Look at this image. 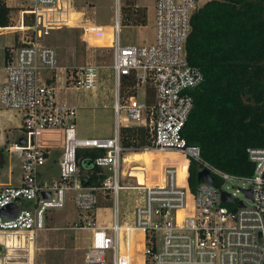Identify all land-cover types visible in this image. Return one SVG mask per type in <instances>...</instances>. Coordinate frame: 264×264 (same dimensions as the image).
I'll return each mask as SVG.
<instances>
[{
	"label": "built area",
	"instance_id": "built-area-1",
	"mask_svg": "<svg viewBox=\"0 0 264 264\" xmlns=\"http://www.w3.org/2000/svg\"><path fill=\"white\" fill-rule=\"evenodd\" d=\"M75 3L19 0L17 24L0 26L17 32L4 54L0 108L13 110L20 118V133L7 147L19 158L18 179L0 180V264H37L36 239L46 227L45 210L62 207L67 191L80 211L78 227L91 229L81 264H263L264 145L248 146L252 172L235 174L203 159L199 145L188 143L183 133L194 104L192 91L203 80L186 50L199 0H154V36L149 43L121 41L124 0H113L111 24L83 18ZM62 27H80L87 43L94 37L95 44L111 48L114 128L109 135H79L76 106L57 98L58 88L95 89L100 78V65H62L55 47L41 42L50 30ZM123 125L144 126L149 143L137 149L123 146ZM79 148L103 149L93 158L105 173L100 184H88V174L78 165ZM124 149L151 155L177 152L185 163L181 182L177 160L172 159L162 167L159 181L148 180L145 171L150 168L143 166L145 183H136L132 170L125 175L134 177L133 183H122ZM53 159L57 175L47 170ZM191 159L199 170L208 169L212 181L198 178L195 188H190ZM227 179L246 182L242 189H250V195L239 198L224 185ZM121 189L139 193L130 215L119 210ZM45 190L48 196L43 195ZM102 192L109 193L112 210L100 223L96 209L103 206L98 204ZM223 192L232 200L223 201ZM16 198L18 211L6 218L1 210ZM23 200L30 204L21 206ZM240 200L245 203L239 204ZM133 231L138 238L132 241ZM138 255L141 258L134 260Z\"/></svg>",
	"mask_w": 264,
	"mask_h": 264
},
{
	"label": "trees",
	"instance_id": "trees-1",
	"mask_svg": "<svg viewBox=\"0 0 264 264\" xmlns=\"http://www.w3.org/2000/svg\"><path fill=\"white\" fill-rule=\"evenodd\" d=\"M11 8L0 0V26L11 24ZM121 23L146 24V8L136 0H125ZM186 50L189 62L203 73L192 91L194 104L183 130L187 142L198 144L202 158L213 165L250 174L247 147L264 145V0L204 1L191 16ZM120 139L123 146L135 149L149 143L144 126H121ZM103 152L101 148L77 151L88 184H100L105 177L93 162ZM5 160L0 146V170ZM198 171L199 165L191 159V189L199 180Z\"/></svg>",
	"mask_w": 264,
	"mask_h": 264
},
{
	"label": "rangeland",
	"instance_id": "rangeland-1",
	"mask_svg": "<svg viewBox=\"0 0 264 264\" xmlns=\"http://www.w3.org/2000/svg\"><path fill=\"white\" fill-rule=\"evenodd\" d=\"M11 5L9 13L10 23L17 24L19 0H4ZM206 0H199V6ZM125 2V0H124ZM139 5H143L147 12L146 24H122L119 36L122 42L149 43L154 36V0H136ZM76 8L83 11V18H89L97 24H111L114 18L113 0H76ZM80 27H62L52 29L41 39V42L52 45L58 52V60L62 65L75 66L86 62H93L100 65V78L95 89H59V94L65 96L76 106V126L79 135H109L114 128V112L111 106L113 93V76L109 64L112 60L111 48L95 44L98 40L87 43L82 38ZM17 32L12 29L0 28V79L5 75L3 67L5 47L15 41ZM111 42L110 31L106 34ZM1 81V80H0ZM122 89V88H121ZM142 90H139L141 95ZM13 111V110H12ZM11 111V112H12ZM14 117L8 120L9 126L5 127V140L2 145L6 152V160L0 170V180L17 182L19 175V158L14 151L7 150V147L15 140L20 131L15 127L20 122L19 115L13 111ZM134 150L124 149L123 155L129 156L130 160L121 163L122 183H133L134 177H128L126 171L132 170L136 183L145 181L143 176V166L150 181H159L162 167L172 159L179 160L177 155L170 153H143ZM152 156V158H151ZM132 157V158H131ZM151 159V161H150ZM151 163H150V162ZM176 162V161H175ZM173 162V163H175ZM181 166L180 162H176ZM47 170L52 175H57V160L48 162ZM133 166V167H130ZM132 168V169H131ZM157 169V173L151 170ZM224 185H228L231 191H235L239 198L245 197L242 188L247 183L240 179H227ZM236 188H238L236 190ZM132 190V189H127ZM105 193V194H104ZM128 193V192H127ZM139 193L131 191L126 194L125 189L119 192V210L124 209L127 195L137 196ZM105 195V196H103ZM130 202V201H129ZM109 203L110 196L107 192L100 193L99 205ZM132 203V202H131ZM30 201L23 200L21 206H28ZM79 209L72 199V192L67 191L64 205L59 208H47L45 210L46 227L38 231L37 237L42 239L37 243V264H79L82 261L83 245L90 243L91 229L78 227ZM138 238L137 231L131 233V240ZM72 239V242L71 240ZM123 242V241H122ZM134 256V260H139Z\"/></svg>",
	"mask_w": 264,
	"mask_h": 264
},
{
	"label": "crops",
	"instance_id": "crops-1",
	"mask_svg": "<svg viewBox=\"0 0 264 264\" xmlns=\"http://www.w3.org/2000/svg\"><path fill=\"white\" fill-rule=\"evenodd\" d=\"M7 3V2H6ZM9 5V3H7ZM148 18V16H147ZM5 76V75H4ZM4 76L2 77V79H0V84L1 82L3 81L4 79ZM59 89H62V88H58ZM63 89H75L73 87H67V88H63ZM57 98L60 102H65L67 104H70V105H74L72 103V101H69V99H67L65 96L59 94V92H57ZM12 110H8V109H2L0 108V145L3 144L4 140H5V127L9 126L10 124H8V120H12V118L14 117V114L11 112ZM15 127H17V129H19V123H17L15 125ZM20 131V130H19ZM123 177V176H122ZM126 190V194H128L129 192H131L132 190ZM128 192V193H127ZM134 197L135 195H127V198H126V202H125V207L122 211H125V212H128V214L130 215L131 214V211L133 209V206H134ZM130 201V202H129ZM132 202V203H131ZM96 213H97V221L101 223V221L104 219L105 221L108 220L109 216H110V213H111V210H112V206L111 205H106V206H98L97 209H96ZM71 242H72V239H70ZM42 239H40L39 237H37L36 239V245L37 243L41 242ZM87 245H83L84 248L86 249ZM38 247V246H37ZM84 249V250H85ZM84 250L82 252V258H83V253H84ZM37 253V251H36ZM36 256V259H37V254L35 255ZM82 261L79 263L81 264Z\"/></svg>",
	"mask_w": 264,
	"mask_h": 264
},
{
	"label": "water",
	"instance_id": "water-1",
	"mask_svg": "<svg viewBox=\"0 0 264 264\" xmlns=\"http://www.w3.org/2000/svg\"><path fill=\"white\" fill-rule=\"evenodd\" d=\"M19 140H20V142H23L24 138L21 137ZM198 178L206 180V181H212V177L209 175V171L207 168H202L198 171ZM84 183H86V181H84ZM244 192L247 195H250V189L246 188V189H244ZM43 195L48 196L49 191H47V190L43 191ZM19 200H20L19 198H16V200L14 202H12L8 205H5L1 210V213L3 214V216H5L6 218H11V217L15 216V214L18 211ZM222 200L223 201H231L232 198L228 193L223 192L222 193ZM244 203H245L244 200L239 201V204H244Z\"/></svg>",
	"mask_w": 264,
	"mask_h": 264
},
{
	"label": "bare ground",
	"instance_id": "bare-ground-1",
	"mask_svg": "<svg viewBox=\"0 0 264 264\" xmlns=\"http://www.w3.org/2000/svg\"><path fill=\"white\" fill-rule=\"evenodd\" d=\"M143 153H148V151H142ZM132 153H137V151H134V152H132ZM161 153H170L171 155H179L177 152H175V151H165V152H161ZM132 158V157H131ZM179 160L177 161V162H180V164H181V166H179V165H177V170H176V172H177V179H178V182H181V179H182V176H183V174L185 173V163H184V161L183 160H181L180 158H178ZM130 160V157L129 156H125L124 157V161L125 162H127V161H129ZM142 178H144V177H142ZM145 179V178H144ZM138 183V182H137ZM142 183H145V181L144 182H142ZM142 183H138V184H142Z\"/></svg>",
	"mask_w": 264,
	"mask_h": 264
}]
</instances>
